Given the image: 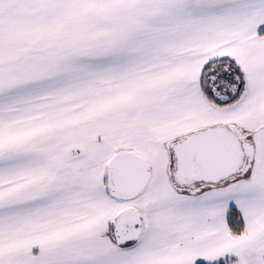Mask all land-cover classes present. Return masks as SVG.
<instances>
[{"label": "snow or ice", "instance_id": "obj_1", "mask_svg": "<svg viewBox=\"0 0 264 264\" xmlns=\"http://www.w3.org/2000/svg\"><path fill=\"white\" fill-rule=\"evenodd\" d=\"M0 264H264V0H0Z\"/></svg>", "mask_w": 264, "mask_h": 264}]
</instances>
